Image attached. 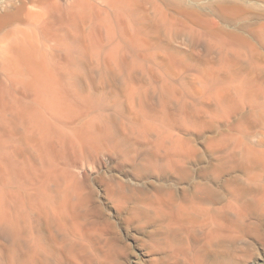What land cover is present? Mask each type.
<instances>
[{
    "label": "bare ground",
    "instance_id": "1",
    "mask_svg": "<svg viewBox=\"0 0 264 264\" xmlns=\"http://www.w3.org/2000/svg\"><path fill=\"white\" fill-rule=\"evenodd\" d=\"M163 4L167 11L152 0H0V264H48L64 254L69 264H124V243L104 202L115 214L127 211L135 222L163 226L162 243L141 245L148 252L160 246L190 251L184 239L195 219L190 199L155 180L195 151L190 141L166 140L164 124L143 120L151 95L140 87L136 70L146 55L129 56L122 44L164 48L160 31L182 23L169 13V0ZM213 30L212 46L226 54V73L210 69L205 75L213 98L230 111L263 98L264 84L257 83L251 62L229 55L246 40ZM235 79L243 87L233 86ZM157 93L162 108L170 97L178 100L165 86ZM248 119L260 126L264 111H252ZM226 163L231 170L255 166L264 173V149L244 147L242 159ZM231 185L234 219L213 218L256 230L242 223L264 213V187L247 198V188ZM195 198L210 202L212 195ZM219 236L213 232L207 244ZM205 251L190 256L191 264H230L221 256L208 259Z\"/></svg>",
    "mask_w": 264,
    "mask_h": 264
},
{
    "label": "rangeland",
    "instance_id": "2",
    "mask_svg": "<svg viewBox=\"0 0 264 264\" xmlns=\"http://www.w3.org/2000/svg\"><path fill=\"white\" fill-rule=\"evenodd\" d=\"M154 1L163 5L158 8L167 11L163 3L168 0H152L153 3ZM169 2L172 4L169 13L182 26L176 30L160 31L163 39L161 45H165L164 48L148 50V46L136 43L133 46L122 41V44L126 46L129 56L137 51L146 55L141 60L143 68L136 70L140 87L151 95L152 109L144 112L143 120L149 124H164L163 130L168 136L166 140L182 144L190 141L195 151L192 158L177 159L176 165L170 170L158 172L159 180H155L157 187L160 185L170 188L179 197L185 195L186 199H190L189 207L195 213V219L184 238L186 248L190 251L188 254H180L175 249L169 251L160 246L156 252H148L146 248H141L142 244L163 242L161 224L153 226L135 222L127 211L121 215L115 214L106 202L103 203V212L112 219L121 242L124 243L123 256L128 261L124 260V264H191L189 257L199 249L206 250L203 253L208 259L221 256L230 260V264H264V213L244 219L243 226L256 229L250 232L213 218L214 215H223L230 220L234 219L230 208L234 200L231 193L232 182L250 191L247 198L253 192L259 193L264 187V173L257 167L251 166L248 171L242 167L231 170L226 163L229 159H242L244 147L264 149V124L253 125L248 119L252 111L254 114L264 111V97L252 98L238 110L230 111L213 98L212 84H209V78L205 76L210 69L219 71L220 74L225 72V51L212 46L210 32L216 29L221 33H235L246 40L245 45L234 47L237 51L229 55L238 58L240 64L251 62L248 63L251 68H248L252 69L257 83L264 84V0ZM152 8L151 5L147 8L150 19L155 17ZM150 53L152 55L147 56ZM170 53H173L175 60L168 63ZM223 82L220 84H225ZM234 85L243 87V82L235 79ZM161 86L175 93L178 99L170 97L164 108L157 93ZM165 117L167 120H164ZM151 137L155 139L153 133ZM260 138L262 140L259 141ZM146 152L148 150L144 148L143 158ZM158 160L162 162L164 159L160 156ZM206 193L212 195L210 202L195 198ZM143 208L149 211L146 206ZM124 218H129L130 221L127 222ZM213 232H220L221 236L216 242L207 244ZM93 235L96 236L95 241L102 238L97 232ZM131 235H135L137 241H133ZM58 257H51L47 263L69 264L65 254Z\"/></svg>",
    "mask_w": 264,
    "mask_h": 264
}]
</instances>
